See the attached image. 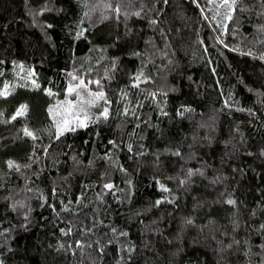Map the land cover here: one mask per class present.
Listing matches in <instances>:
<instances>
[{
    "label": "trees",
    "instance_id": "obj_1",
    "mask_svg": "<svg viewBox=\"0 0 264 264\" xmlns=\"http://www.w3.org/2000/svg\"><path fill=\"white\" fill-rule=\"evenodd\" d=\"M0 264H264V0H0Z\"/></svg>",
    "mask_w": 264,
    "mask_h": 264
},
{
    "label": "rangeland",
    "instance_id": "obj_2",
    "mask_svg": "<svg viewBox=\"0 0 264 264\" xmlns=\"http://www.w3.org/2000/svg\"><path fill=\"white\" fill-rule=\"evenodd\" d=\"M100 93L99 89L92 87L91 82L74 80L68 97L50 108L52 119L63 129L84 125L92 116L105 112Z\"/></svg>",
    "mask_w": 264,
    "mask_h": 264
},
{
    "label": "snow or ice",
    "instance_id": "obj_3",
    "mask_svg": "<svg viewBox=\"0 0 264 264\" xmlns=\"http://www.w3.org/2000/svg\"><path fill=\"white\" fill-rule=\"evenodd\" d=\"M99 96L102 99L103 98V93H100ZM18 114H22V113H18ZM105 115H106V112H105ZM106 187H111V185H107ZM230 203H231V201H230Z\"/></svg>",
    "mask_w": 264,
    "mask_h": 264
}]
</instances>
